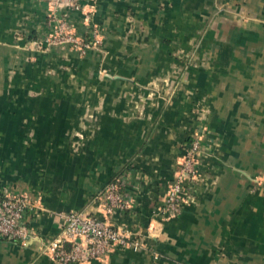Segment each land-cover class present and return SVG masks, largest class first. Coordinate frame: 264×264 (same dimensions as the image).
Returning a JSON list of instances; mask_svg holds the SVG:
<instances>
[{
	"label": "crops",
	"instance_id": "0c3cea01",
	"mask_svg": "<svg viewBox=\"0 0 264 264\" xmlns=\"http://www.w3.org/2000/svg\"><path fill=\"white\" fill-rule=\"evenodd\" d=\"M51 13L94 47L35 48ZM195 133L198 173L163 215ZM116 176L129 207L109 222L146 246L87 264H264V0H0V191L38 206L0 264H58L39 247L59 214L106 218Z\"/></svg>",
	"mask_w": 264,
	"mask_h": 264
},
{
	"label": "built area",
	"instance_id": "2783aa9c",
	"mask_svg": "<svg viewBox=\"0 0 264 264\" xmlns=\"http://www.w3.org/2000/svg\"><path fill=\"white\" fill-rule=\"evenodd\" d=\"M57 12L63 9H79L84 0H48ZM51 22L56 24L52 33L42 39L32 41L37 49L53 45L67 44L85 54L94 47L92 40H84L76 35L65 16L57 17L51 13ZM199 133L192 135L185 155L175 176L169 184V190L160 209L163 215L174 216L180 212L183 202L182 195L187 183L198 173L199 155L203 150ZM124 178L116 176L100 189L94 201L104 207L106 218H100L86 210H70L60 213L58 233L44 243L39 251L49 256L58 264H87L94 260L108 257L117 247L140 249L146 246L141 237L130 236L125 230L119 229L109 222L117 210L129 207L122 187ZM37 203L29 196L20 192L0 191V239L26 243L34 232L27 225L26 214L37 209Z\"/></svg>",
	"mask_w": 264,
	"mask_h": 264
},
{
	"label": "trees",
	"instance_id": "16d2710c",
	"mask_svg": "<svg viewBox=\"0 0 264 264\" xmlns=\"http://www.w3.org/2000/svg\"><path fill=\"white\" fill-rule=\"evenodd\" d=\"M49 16H50V14H49ZM63 16H65V18H67V17H66V14L61 15V17H63ZM51 33H52V32H51ZM51 33H50V34H51ZM50 34H47V35H50ZM47 35H46V36H47ZM44 37H45V36H38V37H35V36H34V37H33V38H34L33 40H36V39H42V38H44ZM114 178H115V177H114ZM114 178H112V180H113ZM112 180H110V181H112ZM108 183H109V182H108ZM91 214H93V213H91ZM26 215H27V214H26ZM27 225H28V223H27ZM105 259H106V258H105ZM102 260H104V259H102ZM94 261H97V260H94ZM98 261H99V260H98ZM90 263H91V262H90Z\"/></svg>",
	"mask_w": 264,
	"mask_h": 264
}]
</instances>
